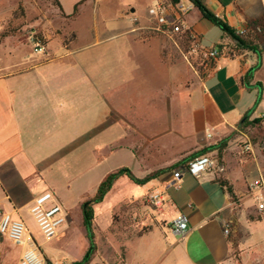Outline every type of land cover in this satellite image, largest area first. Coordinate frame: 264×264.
I'll list each match as a JSON object with an SVG mask.
<instances>
[{
  "label": "crops",
  "instance_id": "crops-1",
  "mask_svg": "<svg viewBox=\"0 0 264 264\" xmlns=\"http://www.w3.org/2000/svg\"><path fill=\"white\" fill-rule=\"evenodd\" d=\"M21 1L0 0V7L6 9L8 5V10L14 11ZM145 1L147 11L140 12L138 6L131 10L130 5V19L126 9H119L112 20L95 25L94 30H84L77 13V20L70 27L72 35L65 42L60 34L54 39L47 36L44 55L0 49V209L26 224L27 242L32 240L47 262H57L61 256L70 258V252L60 248V244H69L70 231L66 228L63 231L65 225L61 239L59 233L57 238L46 241L29 212L34 199L47 191L66 211L77 209L86 197L80 195L76 206H66L56 176L63 178L69 190L76 173L94 168L111 156L114 149L130 150L136 161L144 156V162H149L168 154L171 145L184 147L166 166L154 163L157 165L154 169L159 170L174 165L194 149L213 147L231 136L221 152L220 163L199 179L177 169L160 175L150 184L162 192L166 210L156 213L154 219L151 212H146L142 228L148 224L154 227L134 235L130 254L138 240L156 231L159 241L167 246L166 253H173L170 258L173 264H229L232 253L238 254L241 264L261 262L264 209H258L250 184L264 179V127L261 132L255 127L241 128L245 122L264 116V0H202L234 31L248 30L251 23L259 22L262 30L256 38L258 53L236 49L218 27L200 17L189 1L181 0L178 5L182 19L198 36L200 52L219 47V56L206 68H200V75L195 74L187 97L189 116L184 122L179 119L176 126L178 143L174 141L167 146L158 143L167 133L166 128L157 132L150 127L181 118V113L172 115L165 101L156 103L148 98L142 114L135 116L133 106L129 108L133 114L130 137L137 143L130 140V148L119 147L125 139V129L115 136L112 131L119 129L121 121L128 124V115L106 101L105 95L111 96L114 86L136 83L131 65V57L136 54L134 46L149 48V40L153 39L136 33L148 29V9L161 0ZM116 37H127L130 41V70L119 65L116 54L111 55L108 59L111 63L107 65L97 52L102 44ZM86 55L91 56L89 66L85 64ZM113 64L118 66L111 68ZM248 73L251 76L246 79ZM154 106L158 117L152 111ZM246 143L250 145L249 151L244 149ZM136 144L141 145L139 151ZM104 176L95 183V191ZM219 178L228 183L233 198L220 186ZM179 214L188 222V231L181 239L170 232ZM22 250L0 236V264H18Z\"/></svg>",
  "mask_w": 264,
  "mask_h": 264
},
{
  "label": "rangeland",
  "instance_id": "rangeland-1",
  "mask_svg": "<svg viewBox=\"0 0 264 264\" xmlns=\"http://www.w3.org/2000/svg\"><path fill=\"white\" fill-rule=\"evenodd\" d=\"M130 5H132L131 10L138 6L140 12L147 11L145 0H22L14 11L8 10L10 7L8 5L5 6L6 9L0 7V38L5 36L0 42V49L12 48L16 49L17 53L24 55L27 53L44 55L47 51V36L54 39L57 34H60L63 42L66 37L68 39L72 35L70 27L72 22L77 20L75 17L77 13L81 15L80 21H83L84 30H94L95 25H100L105 20H112L119 9H126V16L130 19ZM125 35L130 36L129 33ZM136 35L153 39L149 40V48L134 46L133 51L136 54L131 57V65L134 66L136 83L133 85L129 83L121 88L114 86L111 96L105 95L106 101L121 110L123 109L128 115V124L121 121L119 129H113L112 134L115 136L125 129L126 136L119 143V147L130 148V140L134 144L137 143L130 137V116L133 114L129 108L133 106L135 116L138 113L142 114L145 110L143 104L150 98L152 102L156 103L165 101L167 110L172 112V115H175L176 112L181 113V118H171V121L165 119L166 122L155 123L150 127L157 132H162L166 128L167 135L161 137L158 143H162L164 146L170 143L174 144V141L178 143L175 135L176 126L180 123L179 119L184 122L189 116L188 91L195 83V74L200 75L199 63L202 55L200 52L197 57L189 55V48L183 47L175 37L168 38L148 29L140 30ZM216 36L219 38V35ZM38 42L45 43L41 53L36 51ZM128 42L130 41L127 37H116L102 44L97 52L101 53L103 61L107 65L111 63V60H108L111 55L116 54L119 65L130 70V44ZM62 46H64L63 43ZM90 60L91 56L86 55L85 64L87 66H89ZM110 66L116 68L118 65ZM155 106L152 111L155 110ZM157 110H155L156 114ZM254 127L259 131L264 125L260 123ZM209 147L211 146L194 149L188 155ZM140 148L141 145L136 144L137 151ZM183 148H174L171 145L167 149L168 154L154 157L149 162H144V156L137 157L138 161H136L130 156V150L114 149L111 156L105 158L94 168L83 172L77 171L79 173H76V179L70 184L69 190L66 188L69 185H66L67 183L63 178H60V175L55 177V182L59 187V194L67 200L68 205L66 206L74 207L76 206L74 203L80 195L86 196L82 199L83 201L95 194V183L105 174L119 167H127L134 176L141 179L156 171L154 169L156 164L160 166L169 164L174 160L172 159L175 158L174 155ZM153 150L151 149L152 152ZM169 150L174 151L169 152ZM213 152L216 154L212 155ZM207 155L215 159L216 165H218L217 150H211ZM154 163L156 164L154 165ZM154 180L137 185L126 176H122L114 183L103 201L93 207L94 219L91 232L96 247L93 264H154L160 258L162 260L159 264H173L170 260L173 253H166L167 246L163 241H159L156 231L149 233L144 239L138 240L134 245V252L132 251L130 254V242L135 241L134 235L154 227L153 224H148L146 228H142L146 212H151L150 217L154 219L156 213L166 210L162 192L150 185ZM154 196L158 197L161 205L155 204ZM67 213L68 220L63 231L65 228L66 231H70L69 244L66 246L60 244V248L70 252L71 257L61 256L57 262H52V264H72L74 261H80L88 248L87 232L81 222L78 207L67 211ZM152 219L151 221H153ZM63 231L60 232L59 239L62 238ZM229 264H241L238 254L232 253ZM256 264H264V260Z\"/></svg>",
  "mask_w": 264,
  "mask_h": 264
},
{
  "label": "built area",
  "instance_id": "built-area-1",
  "mask_svg": "<svg viewBox=\"0 0 264 264\" xmlns=\"http://www.w3.org/2000/svg\"><path fill=\"white\" fill-rule=\"evenodd\" d=\"M150 16V25L148 30L164 35L168 38L190 30V27L182 19V9L179 5L172 6L166 3L165 0L157 1L151 8L148 9ZM236 35L243 36L248 33L247 28L235 30ZM193 42L189 47V55L198 56L200 52V43L198 36L191 31ZM44 47L39 42L37 43L36 51L43 52ZM201 53V52H200ZM200 68H206L211 62L217 59L219 52L216 48H211L204 53H201ZM262 125H264V116L260 117ZM244 149L249 151L250 145L245 144ZM215 160L209 155H201L191 159L186 168V172L192 177L199 179L207 171L216 168ZM253 191L254 199L259 203L258 208L264 209V201L262 190H264V179H259L250 184ZM156 205H161V201L157 196L153 197ZM30 215L33 218L41 236L46 241H51L58 237L61 229L66 225L68 220L67 211L54 201L51 192H44L34 199L33 205L30 208ZM188 231V222L184 215L179 214L170 226L171 235L175 238H183ZM228 234V230H225ZM28 229L22 220H15L12 216L0 209V236L8 239L14 246L22 248V253L18 264H52L47 262L38 246L30 240H26Z\"/></svg>",
  "mask_w": 264,
  "mask_h": 264
},
{
  "label": "trees",
  "instance_id": "trees-1",
  "mask_svg": "<svg viewBox=\"0 0 264 264\" xmlns=\"http://www.w3.org/2000/svg\"><path fill=\"white\" fill-rule=\"evenodd\" d=\"M166 3L171 4L172 6H175L181 2V0H165ZM189 1L193 8L199 13L200 17L203 19L208 20L210 23H212L214 26L218 27L220 31L222 32L223 36L228 38L229 41L235 46L236 49L241 50H248L253 53H258V46L256 43L257 33L261 32L262 25L259 22H253L248 26V33L243 36L236 35L235 31L230 29L226 23H224L221 19L215 16L204 4L202 0H187ZM192 29L185 31L183 33H180L175 36L176 40L183 45L186 49L190 47L191 43L193 42V37L191 34ZM193 32V31H192ZM42 45L45 43H41ZM219 52V47L217 48ZM251 76V73H248L246 75V79H249ZM261 123V120H254L252 122H245L242 126V130L246 129L247 127H254V125H259ZM231 136L222 139L219 141L216 145L213 147L202 149L201 151H198L194 154L188 155L184 157L183 159L179 160L174 165H171L170 167H166L163 169H159L156 171H153L143 178H137L133 175V173L127 168V167H119L116 170L107 173L101 182L99 183L95 194L91 198L84 199L81 201V203L78 206L81 222L86 229L87 232V238H88V248L85 252L83 258L80 261H74L72 264H90L93 260L95 253H96V247L93 239V235L91 232V225L92 221L94 219V210L93 207L96 204H99L103 201L106 194L111 190L114 183L122 176H126L129 178L133 183L137 185H143L151 180L157 179L160 175L177 169H183L186 171L188 162L198 156L201 155H207V153L211 150H217V159L218 164L220 163L221 158V152L226 147L227 142ZM218 183L222 188H225L228 194L233 198V193L231 191V188L228 186V183L219 178Z\"/></svg>",
  "mask_w": 264,
  "mask_h": 264
},
{
  "label": "water",
  "instance_id": "water-1",
  "mask_svg": "<svg viewBox=\"0 0 264 264\" xmlns=\"http://www.w3.org/2000/svg\"><path fill=\"white\" fill-rule=\"evenodd\" d=\"M220 168V167H219Z\"/></svg>",
  "mask_w": 264,
  "mask_h": 264
}]
</instances>
